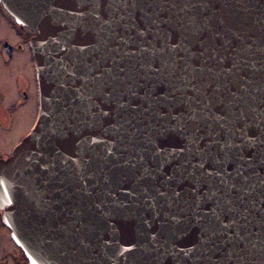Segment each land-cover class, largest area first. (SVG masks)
Masks as SVG:
<instances>
[{
	"label": "water",
	"instance_id": "1",
	"mask_svg": "<svg viewBox=\"0 0 264 264\" xmlns=\"http://www.w3.org/2000/svg\"><path fill=\"white\" fill-rule=\"evenodd\" d=\"M0 4L39 88L0 161L28 264H264V0Z\"/></svg>",
	"mask_w": 264,
	"mask_h": 264
},
{
	"label": "flooded vegetation",
	"instance_id": "2",
	"mask_svg": "<svg viewBox=\"0 0 264 264\" xmlns=\"http://www.w3.org/2000/svg\"><path fill=\"white\" fill-rule=\"evenodd\" d=\"M31 37L0 4V161L12 155L38 117L39 88ZM0 264H28L1 217Z\"/></svg>",
	"mask_w": 264,
	"mask_h": 264
}]
</instances>
